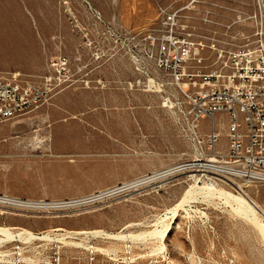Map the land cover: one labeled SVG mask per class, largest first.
I'll list each match as a JSON object with an SVG mask.
<instances>
[{"label": "rangeland", "instance_id": "rangeland-1", "mask_svg": "<svg viewBox=\"0 0 264 264\" xmlns=\"http://www.w3.org/2000/svg\"><path fill=\"white\" fill-rule=\"evenodd\" d=\"M88 1L101 20L84 0H0V71L43 74L66 56L93 78L0 122V194L57 202L0 205V264H264V183L139 181L190 151L164 105L168 76L155 67L166 34L159 6L197 38L239 12L264 17V0ZM207 11L220 24H206ZM256 29L255 20L235 26ZM227 124L216 120L222 133Z\"/></svg>", "mask_w": 264, "mask_h": 264}, {"label": "built area", "instance_id": "built-area-1", "mask_svg": "<svg viewBox=\"0 0 264 264\" xmlns=\"http://www.w3.org/2000/svg\"><path fill=\"white\" fill-rule=\"evenodd\" d=\"M84 1L101 20V12ZM159 13L166 34L156 42L155 67L168 76L172 89L164 105L190 150L166 170V175L215 178L245 187L264 183L263 15L239 12L222 24L223 30L200 33L195 38L187 24H180L177 11L159 6ZM254 20V34L235 30L239 23ZM203 21L220 24L210 11ZM149 38L154 44L156 39ZM237 38L243 42L237 43ZM92 83L90 65L76 69L66 56L50 60L43 74L0 71V122L42 107L64 88H90ZM218 114L228 118L225 149L220 148L223 136L216 125ZM204 121L209 122L208 130L203 129ZM32 201L0 194V205L5 207L33 209L27 204ZM44 202L57 207V202Z\"/></svg>", "mask_w": 264, "mask_h": 264}, {"label": "bare ground", "instance_id": "bare-ground-1", "mask_svg": "<svg viewBox=\"0 0 264 264\" xmlns=\"http://www.w3.org/2000/svg\"><path fill=\"white\" fill-rule=\"evenodd\" d=\"M167 173H161L160 175H158V174H156V175H154L153 177H150V178H145V180L143 181V182H148V181H150V180H153V179H155V178H158V177H160V176H162V175H166ZM238 188H239V186H238ZM27 204H29V206H31V207H36V208H46V207H51V206H55L53 203L52 204H46L44 201L43 202H34V201H32V202H28Z\"/></svg>", "mask_w": 264, "mask_h": 264}, {"label": "crops", "instance_id": "crops-1", "mask_svg": "<svg viewBox=\"0 0 264 264\" xmlns=\"http://www.w3.org/2000/svg\"><path fill=\"white\" fill-rule=\"evenodd\" d=\"M216 118H217V119H220V118H221V119H227V120H228L226 114H218ZM219 131L221 132L222 136L224 137L225 134H226V129H225V133H222L221 130H219ZM223 137H222V140H221V142H220V148H221V149H225L226 146H227V140H226V139H223ZM225 138H226V137H225Z\"/></svg>", "mask_w": 264, "mask_h": 264}]
</instances>
